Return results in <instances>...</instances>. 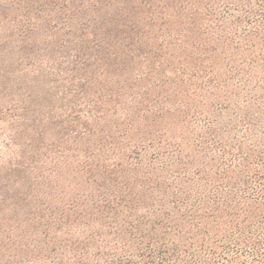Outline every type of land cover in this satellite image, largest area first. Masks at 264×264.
I'll return each mask as SVG.
<instances>
[{"label":"trees","instance_id":"16d2710c","mask_svg":"<svg viewBox=\"0 0 264 264\" xmlns=\"http://www.w3.org/2000/svg\"><path fill=\"white\" fill-rule=\"evenodd\" d=\"M81 2L50 90L25 59L0 264H264V0Z\"/></svg>","mask_w":264,"mask_h":264},{"label":"rangeland","instance_id":"374dc122","mask_svg":"<svg viewBox=\"0 0 264 264\" xmlns=\"http://www.w3.org/2000/svg\"><path fill=\"white\" fill-rule=\"evenodd\" d=\"M83 9L81 0H0V114L5 115L0 121V202H16L15 192H9L8 198L4 194L16 181L7 163L18 158L20 151L11 136L22 121L18 116L25 106L21 93L29 94V82L34 78L25 59L41 62L40 88L50 90L57 64L76 61L74 48L79 42L67 24L71 18L72 23L80 19L75 14ZM41 74L47 77L44 81ZM62 92H58L60 96Z\"/></svg>","mask_w":264,"mask_h":264}]
</instances>
